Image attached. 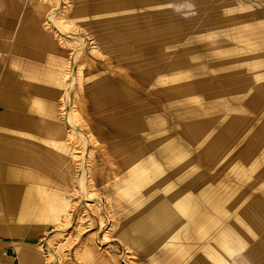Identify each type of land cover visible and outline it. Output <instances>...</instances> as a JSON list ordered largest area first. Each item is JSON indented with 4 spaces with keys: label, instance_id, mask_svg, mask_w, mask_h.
<instances>
[{
    "label": "rangeland",
    "instance_id": "1",
    "mask_svg": "<svg viewBox=\"0 0 264 264\" xmlns=\"http://www.w3.org/2000/svg\"><path fill=\"white\" fill-rule=\"evenodd\" d=\"M13 2L61 95L26 188L0 184L30 200L0 194V231L39 264H264V0ZM167 193L189 205L145 248L135 226Z\"/></svg>",
    "mask_w": 264,
    "mask_h": 264
},
{
    "label": "crops",
    "instance_id": "2",
    "mask_svg": "<svg viewBox=\"0 0 264 264\" xmlns=\"http://www.w3.org/2000/svg\"><path fill=\"white\" fill-rule=\"evenodd\" d=\"M32 21L14 6L13 0H0V184L11 185L12 189L14 186L26 188L24 164L34 165V161L43 157L44 143L53 139L50 131H58L54 118L61 92L55 93L42 83L39 85L37 78L53 74L57 77V55L44 31H39L36 19ZM150 162L151 158L148 164ZM150 172L158 176L154 170ZM135 179L136 183L144 182V179ZM3 188L0 186V194L5 195L8 202L20 201L28 207L30 200L23 197V193L17 197L11 191L4 193ZM130 189L133 187H126ZM174 195L164 194L162 205L154 206L149 216L136 224L138 240L145 248L154 246L162 232L175 226L179 219L177 210L186 212L190 199L176 200L173 208L168 202ZM0 233L3 238H9H0V264H39L38 258L29 254L27 244L12 239L23 237L15 228ZM173 242H179L178 235L171 244Z\"/></svg>",
    "mask_w": 264,
    "mask_h": 264
},
{
    "label": "bare ground",
    "instance_id": "3",
    "mask_svg": "<svg viewBox=\"0 0 264 264\" xmlns=\"http://www.w3.org/2000/svg\"><path fill=\"white\" fill-rule=\"evenodd\" d=\"M83 179V178H82ZM81 180V179H80Z\"/></svg>",
    "mask_w": 264,
    "mask_h": 264
}]
</instances>
